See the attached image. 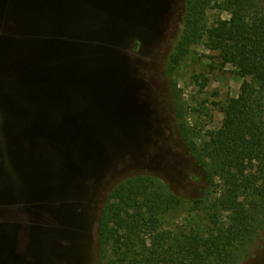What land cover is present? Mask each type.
<instances>
[{
    "label": "rangeland",
    "instance_id": "rangeland-1",
    "mask_svg": "<svg viewBox=\"0 0 264 264\" xmlns=\"http://www.w3.org/2000/svg\"><path fill=\"white\" fill-rule=\"evenodd\" d=\"M13 1L23 4L29 0H0V38L14 34L8 12ZM134 1L138 2V9L132 12V18L127 17L133 24L119 33L125 48L115 49L126 59L136 82L139 129L133 139H120L121 144L109 152L101 176L92 167L80 180L73 181L64 195L31 199L23 185L28 182H16L12 177L14 168L5 162L6 151L1 142H6L7 125L13 123L6 124V120L16 119L13 106L25 102L26 95L17 96L13 92L4 107L0 103V264H97L96 233L102 204L116 183L134 174L156 175L180 198L181 207L168 219V226L184 222L190 211L191 200L204 178L180 137L172 82L182 92L184 123L193 141L201 144L219 132L224 107L251 76L240 78L225 63L223 51L209 50L202 41L190 47L189 54L169 77L167 57L181 30L183 0ZM157 1L160 3L150 15L152 34L146 40L139 32L143 27L140 24H147L144 11L148 12ZM69 2L64 4L70 13L66 17L74 21L83 14L81 31L90 28L87 24L98 23L103 16L99 9L93 10L99 15L85 14V4L80 0ZM208 15L211 19L217 16L228 19L218 10L209 11ZM90 29L85 38L94 37V27ZM76 215L82 225L79 219L68 220ZM243 264H264V230Z\"/></svg>",
    "mask_w": 264,
    "mask_h": 264
},
{
    "label": "trees",
    "instance_id": "trees-1",
    "mask_svg": "<svg viewBox=\"0 0 264 264\" xmlns=\"http://www.w3.org/2000/svg\"><path fill=\"white\" fill-rule=\"evenodd\" d=\"M215 10L228 19H211L208 13ZM202 41L209 50L223 51L240 78L251 80L227 102L219 132L201 144L184 123L182 92L172 82L179 134L204 178L190 211L184 222L170 227L168 219L181 200L167 183L149 173L119 181L100 210L97 264H243L257 246L264 230V0H183L181 30L167 57L169 77L190 47ZM14 73L0 74L2 107L10 95L3 78ZM5 134V162L13 166L21 139L9 124ZM46 140L67 154L63 144ZM13 173L22 181L15 168Z\"/></svg>",
    "mask_w": 264,
    "mask_h": 264
},
{
    "label": "water",
    "instance_id": "water-1",
    "mask_svg": "<svg viewBox=\"0 0 264 264\" xmlns=\"http://www.w3.org/2000/svg\"><path fill=\"white\" fill-rule=\"evenodd\" d=\"M80 1L85 14L99 15L93 11L99 9L104 16L87 24L94 27L93 38L84 37L92 29L80 30L83 14L74 21L66 17L69 0L13 1L8 12L13 33L21 37L0 38V74L15 72L1 80L10 92L7 102L13 92L26 95L25 102L11 103L17 113L11 127L21 139L12 157L31 199L64 195L92 167L101 176L109 152L139 129L136 82L115 49L125 48L119 33L133 24L127 17L138 2ZM151 8L144 11L148 23ZM120 119L125 123L118 124ZM46 138L63 144L67 154L51 148Z\"/></svg>",
    "mask_w": 264,
    "mask_h": 264
},
{
    "label": "flooded vegetation",
    "instance_id": "flooded-vegetation-1",
    "mask_svg": "<svg viewBox=\"0 0 264 264\" xmlns=\"http://www.w3.org/2000/svg\"><path fill=\"white\" fill-rule=\"evenodd\" d=\"M144 1H146V0H144ZM148 2H150L149 0H147ZM159 1H157L154 5H152V8H151V10H154L156 7H157V5H159ZM152 12V11H151ZM150 18H151V16H150ZM149 22H150V20H149ZM143 27H142V29H140V34H141V36L144 38V39H149V37L151 36V34H152V29H151V26L149 25V23H148V20H147V24L145 25H142ZM74 218V216L73 217H70L68 220H72ZM68 220H65V221H68ZM73 221V220H72ZM79 222H81V219H79Z\"/></svg>",
    "mask_w": 264,
    "mask_h": 264
}]
</instances>
